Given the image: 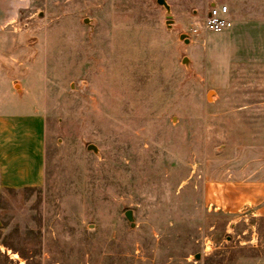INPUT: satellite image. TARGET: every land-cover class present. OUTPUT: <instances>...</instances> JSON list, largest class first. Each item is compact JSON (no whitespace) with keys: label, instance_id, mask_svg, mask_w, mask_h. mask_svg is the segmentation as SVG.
Listing matches in <instances>:
<instances>
[{"label":"rangeland","instance_id":"rangeland-1","mask_svg":"<svg viewBox=\"0 0 264 264\" xmlns=\"http://www.w3.org/2000/svg\"><path fill=\"white\" fill-rule=\"evenodd\" d=\"M166 1L171 29L157 0H31L0 29V112L47 137L44 185L2 193L0 264H264V31L193 32L264 0Z\"/></svg>","mask_w":264,"mask_h":264},{"label":"crops","instance_id":"crops-1","mask_svg":"<svg viewBox=\"0 0 264 264\" xmlns=\"http://www.w3.org/2000/svg\"><path fill=\"white\" fill-rule=\"evenodd\" d=\"M30 1L0 0V29L14 24L20 11L26 9ZM214 5L217 3L211 2L210 6ZM222 5L228 7V17L233 21V27L230 30L213 34H233L248 28L252 29L255 34L264 31V21L244 19L242 15L233 10L232 6ZM198 13H194L195 18H198ZM46 144L45 113L39 111L0 112V203L2 193L6 189L18 190L44 185Z\"/></svg>","mask_w":264,"mask_h":264},{"label":"water","instance_id":"water-1","mask_svg":"<svg viewBox=\"0 0 264 264\" xmlns=\"http://www.w3.org/2000/svg\"><path fill=\"white\" fill-rule=\"evenodd\" d=\"M158 5H160L161 7L164 8L165 10V16H166V26L167 28L171 29L173 24H174V19H173V15H172V9L170 4L166 1V0H157ZM92 20L90 19H85V23H87L88 25H91ZM180 42L182 43V48L185 49L186 47H188L191 43V39L190 36L187 34H181L180 35ZM182 66L186 69L187 73L189 74H194V70L192 69V61L189 57L185 56L182 59L181 62ZM87 149L89 151H93L96 155H99V148L94 145V144H90L88 145ZM125 217L126 219L130 222L131 227H135V222H134V212L132 210H128L125 212ZM196 260H199L201 258V254H196L194 257Z\"/></svg>","mask_w":264,"mask_h":264},{"label":"built area","instance_id":"built-area-1","mask_svg":"<svg viewBox=\"0 0 264 264\" xmlns=\"http://www.w3.org/2000/svg\"><path fill=\"white\" fill-rule=\"evenodd\" d=\"M228 13V7L225 5L212 6L203 25L199 26L197 24L193 32L196 34L202 31L206 33H221L230 30L233 27V21L228 17Z\"/></svg>","mask_w":264,"mask_h":264},{"label":"trees","instance_id":"trees-1","mask_svg":"<svg viewBox=\"0 0 264 264\" xmlns=\"http://www.w3.org/2000/svg\"><path fill=\"white\" fill-rule=\"evenodd\" d=\"M35 188H25V190L29 191V190H34ZM6 191L8 192H14L15 190L14 189H6ZM3 198V197H2ZM1 203H2V199H1ZM9 247V245H6Z\"/></svg>","mask_w":264,"mask_h":264},{"label":"bare ground","instance_id":"bare-ground-1","mask_svg":"<svg viewBox=\"0 0 264 264\" xmlns=\"http://www.w3.org/2000/svg\"><path fill=\"white\" fill-rule=\"evenodd\" d=\"M210 95V94H209Z\"/></svg>","mask_w":264,"mask_h":264}]
</instances>
